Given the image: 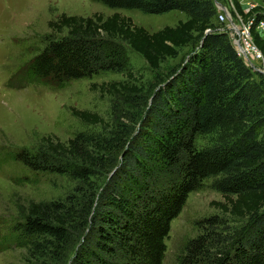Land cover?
Listing matches in <instances>:
<instances>
[{
    "label": "trees",
    "instance_id": "trees-1",
    "mask_svg": "<svg viewBox=\"0 0 264 264\" xmlns=\"http://www.w3.org/2000/svg\"><path fill=\"white\" fill-rule=\"evenodd\" d=\"M92 1L153 15L178 10L187 20L150 33L119 13L62 14L49 28L66 35L44 36L43 48L15 77L18 87L35 82L60 89L101 72L132 78L118 41L152 70L198 44L152 93L136 130L79 132L66 143L47 137L35 153L0 156L1 163L64 176L73 185L63 199L31 204L21 222L0 232V252L24 248L36 264H162L171 222L189 194L210 180L223 199L213 205L240 225L233 228L219 215L198 221L174 264H264V76L247 67L219 29L214 0ZM232 3L243 21L252 17L249 35L264 65V37L256 28L264 7L244 13L238 0ZM110 88L137 91L120 82ZM72 114L102 124L94 113Z\"/></svg>",
    "mask_w": 264,
    "mask_h": 264
},
{
    "label": "rangeland",
    "instance_id": "rangeland-1",
    "mask_svg": "<svg viewBox=\"0 0 264 264\" xmlns=\"http://www.w3.org/2000/svg\"><path fill=\"white\" fill-rule=\"evenodd\" d=\"M215 1L227 9L230 19L218 20L222 26L218 25L233 43L240 39L234 26L240 29L247 24L236 12L232 0ZM238 2L244 13L255 6L264 7L263 0ZM114 13L130 18L134 25L150 33L187 20V15L178 10L160 15L144 14L136 9L109 8L92 0H0V156L20 150L35 153L43 147L47 137L66 143L79 132L108 135L120 125L131 132L137 129L152 93L188 59L198 41L181 48L175 58H166L158 70H152L126 42L118 41L126 50L132 78L123 73L101 72L70 81L60 89L35 82L18 87L15 80L24 64L43 48L44 36L66 35V30L57 33L49 28V23L60 15L90 17L99 14L106 18ZM257 29L264 37V26ZM248 42L250 53L240 54V57L252 71L264 69L261 55L250 39ZM241 44L246 47L244 39ZM117 82L137 91L111 89L110 85ZM73 109L98 115L102 124H85L72 114ZM210 184V180L205 181L201 189L189 194L181 212L171 222L162 264H174L182 243L197 234L195 223L198 221L219 215L233 228L240 225L213 205L223 199ZM72 186L64 176L34 173L13 161L0 162V232L5 234L7 227L21 222L28 215L31 204L63 199L71 193ZM0 264L36 263L26 257L24 248L11 245L0 252Z\"/></svg>",
    "mask_w": 264,
    "mask_h": 264
},
{
    "label": "built area",
    "instance_id": "built-area-1",
    "mask_svg": "<svg viewBox=\"0 0 264 264\" xmlns=\"http://www.w3.org/2000/svg\"><path fill=\"white\" fill-rule=\"evenodd\" d=\"M228 17V12L226 13V12H224V11H221L220 9H219V13H218V20H220V21H224V19L225 18H227ZM252 23H253V19H251V20H249V21H247L246 22V24H247V27H240V29H237V31H238V37L240 38V39H238V40H235L234 42H233V45H234V47H235V49H236V51H237V53H238V55L240 56V54H244L242 51L244 50V49H246V50H248V48L250 47V44H249V42H248V39H250L251 40V38H250V35H249V29H250V27L252 26ZM264 26V22H259L258 23V25L256 26V28H259V27H263ZM233 30H234V28H233ZM242 37V38H241ZM241 39H244V42H245V45H246V47L244 46H242V44H241ZM237 42H239V44H240V46L242 47V50H240L238 47H237V45H236V43ZM251 45H252V42H251ZM253 46V45H252ZM253 48L255 49V47L253 46ZM256 50V49H255Z\"/></svg>",
    "mask_w": 264,
    "mask_h": 264
},
{
    "label": "water",
    "instance_id": "water-1",
    "mask_svg": "<svg viewBox=\"0 0 264 264\" xmlns=\"http://www.w3.org/2000/svg\"><path fill=\"white\" fill-rule=\"evenodd\" d=\"M215 5L217 6L218 9H220L221 11H224L227 13V9L225 6L219 4L217 1H215ZM229 15V14H228ZM228 19H230V17L228 16ZM234 31L236 33H238L237 28L234 26ZM237 47L242 50V47L240 46L239 42L236 43ZM260 54V53H259ZM245 56V54H243ZM256 72L262 74L264 76V69L263 68H259V69H255Z\"/></svg>",
    "mask_w": 264,
    "mask_h": 264
},
{
    "label": "bare ground",
    "instance_id": "bare-ground-1",
    "mask_svg": "<svg viewBox=\"0 0 264 264\" xmlns=\"http://www.w3.org/2000/svg\"><path fill=\"white\" fill-rule=\"evenodd\" d=\"M242 52H243L245 55H247V54L250 53V51H249V50H246V49H244Z\"/></svg>",
    "mask_w": 264,
    "mask_h": 264
}]
</instances>
